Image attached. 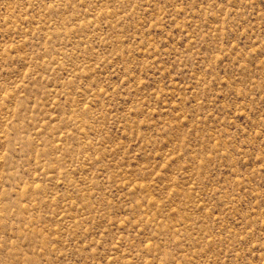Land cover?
Returning a JSON list of instances; mask_svg holds the SVG:
<instances>
[{"label": "rangeland", "instance_id": "rangeland-1", "mask_svg": "<svg viewBox=\"0 0 264 264\" xmlns=\"http://www.w3.org/2000/svg\"><path fill=\"white\" fill-rule=\"evenodd\" d=\"M0 264H264V0H0Z\"/></svg>", "mask_w": 264, "mask_h": 264}]
</instances>
